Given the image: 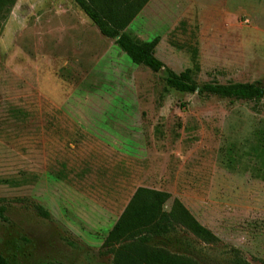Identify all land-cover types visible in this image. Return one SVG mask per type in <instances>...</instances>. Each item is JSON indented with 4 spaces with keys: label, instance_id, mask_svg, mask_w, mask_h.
<instances>
[{
    "label": "rangeland",
    "instance_id": "obj_1",
    "mask_svg": "<svg viewBox=\"0 0 264 264\" xmlns=\"http://www.w3.org/2000/svg\"><path fill=\"white\" fill-rule=\"evenodd\" d=\"M124 33L158 37L163 68L132 64L72 0H15L0 22V255L112 264L102 241L144 187L218 238L186 235L201 264L233 250L263 264L264 98L179 93L164 77L191 69L193 46L195 84L264 88V0H149Z\"/></svg>",
    "mask_w": 264,
    "mask_h": 264
},
{
    "label": "trees",
    "instance_id": "obj_2",
    "mask_svg": "<svg viewBox=\"0 0 264 264\" xmlns=\"http://www.w3.org/2000/svg\"><path fill=\"white\" fill-rule=\"evenodd\" d=\"M149 0H72L79 10L96 27L99 34L113 40L114 45L134 65H140L151 72L163 68L154 57L158 37L140 41L129 37L124 29ZM15 0H0V22L8 14ZM192 64L178 74L165 71V88L179 93H195L197 96H213L220 99L258 103L264 98V88L258 83H203L197 85L192 73L197 71V50L187 47ZM54 178L65 180L57 173ZM164 191L138 187L134 190L121 213L106 232L101 247L112 255V264H201L194 256L192 243L214 245L218 238L200 225L183 205L173 199L167 211L164 203L169 199ZM41 218L48 213L40 206L33 205ZM190 235L192 243L186 239ZM232 264H249L238 257L233 250ZM0 264H8L0 255ZM264 264V263H263Z\"/></svg>",
    "mask_w": 264,
    "mask_h": 264
},
{
    "label": "crops",
    "instance_id": "obj_3",
    "mask_svg": "<svg viewBox=\"0 0 264 264\" xmlns=\"http://www.w3.org/2000/svg\"><path fill=\"white\" fill-rule=\"evenodd\" d=\"M155 190V189H154ZM160 191V190H159Z\"/></svg>",
    "mask_w": 264,
    "mask_h": 264
}]
</instances>
